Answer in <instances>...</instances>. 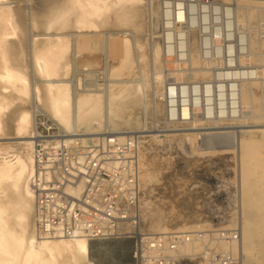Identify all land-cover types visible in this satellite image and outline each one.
Here are the masks:
<instances>
[{
  "label": "bare ground",
  "instance_id": "1",
  "mask_svg": "<svg viewBox=\"0 0 264 264\" xmlns=\"http://www.w3.org/2000/svg\"><path fill=\"white\" fill-rule=\"evenodd\" d=\"M253 10H248L250 20L254 17ZM163 17H166L163 6L147 0H0V139L9 140L0 142V264H93V241L90 239L50 237L39 231L32 186L36 166V114L43 112L44 118L68 134L89 132L86 135H93L90 132L103 130L156 138L158 135L152 133L156 130H150L145 121L150 107L155 104L148 96L156 88L155 94L162 96L156 106L159 112L165 113L167 74L175 76L176 84L187 76L179 73L178 67V73L171 68L167 69L169 73L160 69L164 62L163 45L161 42L151 45V38L157 27L161 29L159 36L162 38ZM185 20V12L178 10L174 22L183 25ZM189 34L193 39L189 58L182 59L185 56L182 50L169 58L174 63L182 61V65L197 71L201 64L199 33L190 31ZM250 42L253 47L252 38ZM251 54L254 59L255 53ZM151 65H154V72ZM77 73H101L106 81L83 84L80 74L76 77ZM250 80L242 84V105L248 107V113L240 118L229 115L224 121L240 122L241 125L234 126L240 130L212 132L206 127L199 128V119L192 116L190 107L180 104L179 120L183 127L166 131H185L169 136H181L183 141L191 143L214 133L233 138L227 152L236 153L237 157L241 245L247 257L243 263L262 264L258 263L261 255H254L253 246L261 235L260 230L264 229V156L261 150L264 94L259 97L252 86L262 90L264 82L263 79ZM222 121V117H217L214 123ZM221 126L218 124L215 128H231ZM147 153L141 154V166L144 178L151 180L147 184L150 190L160 172L155 170L154 158ZM168 217L157 201L145 197L142 205L145 231L157 235L187 228V223L175 224ZM101 248L106 250L107 246Z\"/></svg>",
  "mask_w": 264,
  "mask_h": 264
},
{
  "label": "built area",
  "instance_id": "2",
  "mask_svg": "<svg viewBox=\"0 0 264 264\" xmlns=\"http://www.w3.org/2000/svg\"><path fill=\"white\" fill-rule=\"evenodd\" d=\"M175 7L185 12L186 20L180 31L171 34V57L180 53L181 41L190 31H198L201 60L226 59L216 69L214 84L250 79L247 64L235 62L248 54L242 38H235L232 6L219 0H179ZM178 85L169 86L166 93L167 123L179 121L180 104L184 103L195 116L200 114L207 121L236 114L232 85L227 89V114L216 105L214 116L213 103L206 98L211 84L202 82L180 89ZM197 97H202L201 104ZM143 138L105 132L68 134L38 114L32 186L39 231L50 237H86L91 241L133 239L129 264H243L239 225L233 229L144 234L140 164Z\"/></svg>",
  "mask_w": 264,
  "mask_h": 264
},
{
  "label": "rangeland",
  "instance_id": "3",
  "mask_svg": "<svg viewBox=\"0 0 264 264\" xmlns=\"http://www.w3.org/2000/svg\"><path fill=\"white\" fill-rule=\"evenodd\" d=\"M148 1H153L154 4L156 5L159 4L161 7L163 6V16L166 15V17H163L164 26H163L162 38L160 37L161 36L160 27L155 28L156 29L155 30L156 33L154 35L155 37L153 36V38H151V41H152L151 45H156V43L158 42L162 43L163 56L164 57L167 56L166 57L167 61L163 57L164 62L162 61L163 65L161 64L160 69L161 68L164 69V73H167L168 72L167 69H170V68L173 70L172 72L175 71V73H178L177 71L178 69L179 73L182 72L183 74H185V76L187 75L185 78L186 80L182 79V81L178 85L180 86L178 87L179 89L185 88L187 85L191 86V85H197L200 83L202 84L203 81L206 82L208 85L211 84L212 85L210 89L211 92L208 93V97L206 98H208L213 103V109H211L212 116H214L216 113V105L221 107V111L227 114V111L229 110L227 108V106H229V97H228L229 95H228L227 89L228 87H230V85H232L235 89L234 106H235L236 114L238 115L236 114L234 115L240 118V117H243L246 113H248L247 111L248 107L242 105V84L248 83L250 79H251L250 80L251 82L252 81L255 82L260 79H263L262 81L264 82V78H262L264 77V74H262L264 73V56H263L264 55V45H263L264 35H262L264 34V0H219L222 3L232 6L233 8V19H234L233 22L235 26V32H234L235 38L237 40L239 36L242 38L246 46V52L249 55V56L247 55L241 58H236L235 62H237L238 64H242V63L247 64L248 70H249L248 77L250 79L244 80L242 82L241 81H237V82L231 81L228 83H226V81L220 80L216 84L212 82L217 77L216 69L222 66L221 61L222 60L226 61V59L201 60V64L198 65L200 66L199 70L202 69L203 67L202 70L204 71L202 70L194 71L192 69H189V65L188 66H185L186 64L182 65L183 64L181 63L182 61H178L180 63L172 62L173 59L170 60V58H174V57L168 56V53L172 54V52H169V49H171V47H169L170 44H168L170 43L168 40V35L170 34L171 36L172 33H175L176 31H180L183 28V25H181V23L174 22V17L178 15V10L175 6H176V3L179 2V0H175V2H173V0H170V1L169 0H147V2ZM168 2H171V3H169L168 5ZM244 6L246 8H244ZM256 8H258V10ZM164 10L166 11V14L164 13ZM248 10L255 11L254 17L251 20L247 15L249 12ZM240 15H242L244 18H242ZM256 17L259 19H257ZM156 18L155 20H158V24L159 26H161L159 17L156 16ZM241 18L247 22L241 21L242 20ZM245 19H248V20H245ZM168 26L171 27V29H168L167 28ZM251 38L255 43L253 44V47L250 44ZM192 40H193L192 35L189 34V36H186L184 40L181 41V47H182L181 50L183 51L182 52L183 55H185L182 57V59L186 58L187 60V58H189L188 52H190L189 50L191 49ZM259 47L261 48L259 49ZM253 52L255 53L254 59H252L253 58L252 54L250 55V53H253ZM257 52L259 53L262 52V54H259V53L257 54ZM177 56L179 55L177 54ZM167 62L169 63V65ZM170 64H173L175 69L172 67L173 65H170ZM167 65L169 67H167ZM262 65H263V68H262ZM152 66L153 68L151 69L154 72V65H151V67ZM182 68L185 71L184 70L182 71L181 70ZM205 73L207 74L208 77L205 76L206 75ZM78 75H79V78L82 77L83 80L82 79L81 80L83 82L81 83L83 84L91 83V85L92 84L96 85V84H102L106 81V76L101 73L99 74L95 73V75L94 73L93 74L91 73L88 75L83 74V73H77L76 77ZM166 79H167L168 87L177 86L178 84V83L176 84L177 80L175 76H173L172 74L170 75L167 74ZM219 85H220V89L218 90L217 87ZM252 87L254 88L255 91L257 90L256 93L259 95V97L264 94V88L262 89L263 90L262 91L259 88L257 89L255 85ZM156 91L157 89L155 88L151 95L150 93H148L150 95L148 96V98L151 100V103L152 104L155 103V104H153V106L150 107L148 114L145 116V121H147L146 125L150 130H156V132H152V133L158 136L156 138L154 137L150 138V136L144 137L145 139L143 138L144 143L142 144L143 148H142L141 154L145 152L147 153L149 151V153L147 154L148 156L154 158L153 160L155 163L154 168H156L155 170H157L158 173L160 172L159 173L160 177L156 178L155 182L153 181L151 183L150 190L147 189V184L151 182V180L144 178V175L142 173L143 170L141 166V180H143L142 189L144 191L142 205L145 202V197H150L154 201H157V203H159V205L168 213V216H169L168 218L171 220L172 223H175V224L187 223L188 224L187 228L184 231H180V232H191L193 230L233 229L237 225L240 226L241 224L239 221L241 219V212H240L241 207H239L240 201L237 196L238 194L237 192L238 191V186H237L238 177L236 176L237 175V171H236L237 157H236V153L227 152L229 151L228 147L230 144H232L233 138H231L230 136H226V134L225 136L224 135L218 136L217 133H214L211 136L210 135L206 136L200 140H197L194 143H191L189 140L183 141V137L181 136H173V137L169 136V134H174L175 132L176 134L177 133L179 134L180 132L183 133L185 131H180V132L166 131L168 129L179 128L183 126H181L180 120H179L180 122L178 121L175 124H169L165 121L164 115H163L164 113L159 112L158 110L159 108H157L156 106L158 104L157 102H160V98L162 99V96H158L155 94ZM197 98L200 103V101L202 100V97H197ZM165 105H166V102H165ZM190 109H191V113H193V110L191 107ZM239 111L241 112L240 114H239ZM40 113L44 114L43 112H40ZM193 115L194 114H192V116ZM37 116L38 114H36V118ZM197 119H199L200 121V123L198 121L197 127L199 128L206 127V128H209L208 129L209 131L213 130L212 132H215L217 130L219 131V130H227V129L230 131L240 130L239 128H234V126H236L237 123H238L237 126L241 125L240 122H236V121L234 122L226 121L227 122L226 123L224 122L225 119H223L222 123L220 122L218 124L220 126L222 125L221 127L228 126L231 128L219 129V128H215V126H217L218 124L215 125L214 120L213 121H207L205 119L202 120V118L200 117V114L197 115ZM182 125H185V124H182ZM101 131L105 132L103 130ZM101 131L99 132L94 131V132L101 133ZM94 132H90V133L94 134ZM107 133H110V132H107ZM86 134H89V132L88 133L85 132L84 135ZM115 134H118V133H115ZM119 135H122V134H119ZM124 135H133V134H124ZM241 136L243 135L241 134ZM3 141L7 142L9 140L7 138H1L0 142H3ZM215 146H218V147H215ZM261 147H262L261 149L262 155L264 156V144ZM140 164H141V157H140ZM159 195L161 197H159ZM141 217H142V214H141ZM197 225L199 226L197 227ZM141 227L144 231V234H149L147 231L144 230L143 221H142ZM240 227H241V234H242V226ZM173 232H179V231H173ZM260 232H261V235L259 236L257 243L254 244L253 251H254V255H257V256L259 254L261 255V257L258 259V263L264 264V229H261ZM149 235H156V234H149ZM241 242H242V238L239 242V248H240V251L242 252ZM91 243H92L91 252H92L93 264H129L131 262V258H132L131 251H132V247L134 244L133 239H123V238L122 239H105V240H95ZM103 245L107 246L106 250L104 249L102 250L101 247H103ZM244 257L247 258L243 254V259Z\"/></svg>",
  "mask_w": 264,
  "mask_h": 264
}]
</instances>
